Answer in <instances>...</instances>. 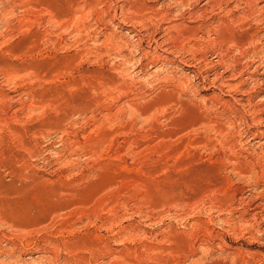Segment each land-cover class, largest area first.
<instances>
[{
	"label": "rangeland",
	"instance_id": "1",
	"mask_svg": "<svg viewBox=\"0 0 264 264\" xmlns=\"http://www.w3.org/2000/svg\"><path fill=\"white\" fill-rule=\"evenodd\" d=\"M0 264H264V0H0Z\"/></svg>",
	"mask_w": 264,
	"mask_h": 264
}]
</instances>
